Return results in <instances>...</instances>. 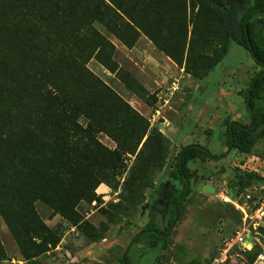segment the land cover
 <instances>
[{
  "label": "rangeland",
  "instance_id": "1",
  "mask_svg": "<svg viewBox=\"0 0 264 264\" xmlns=\"http://www.w3.org/2000/svg\"><path fill=\"white\" fill-rule=\"evenodd\" d=\"M253 1L0 0V264H264V138L226 147L261 68L225 10L238 27ZM190 145L220 159L190 164L165 249L135 243L160 184L164 231ZM238 172L255 175L239 196Z\"/></svg>",
  "mask_w": 264,
  "mask_h": 264
},
{
  "label": "trees",
  "instance_id": "2",
  "mask_svg": "<svg viewBox=\"0 0 264 264\" xmlns=\"http://www.w3.org/2000/svg\"><path fill=\"white\" fill-rule=\"evenodd\" d=\"M230 8L225 10V25L228 41L236 39V44L247 51L261 71L251 81L247 90L242 93L247 111L250 115L249 124L232 122L226 130V147L242 155H250L258 141L264 138V107L257 103L264 93V23L261 17L264 15V0H254L252 5L240 15L236 30L230 24ZM220 156L212 154L207 148L200 145H190L182 149L175 160L171 171V178L180 184L181 189L177 197L172 198L168 211V223L163 230L155 217V210L160 207V196L166 189L165 184L153 186L150 191L149 206L151 218L146 228L135 238L138 243L143 238H150L158 250H163L169 243V234L176 224L183 206L191 195L192 171L190 164L196 161L206 163L217 161ZM255 175L238 172L230 182V186L237 189V196L241 195L248 183ZM160 209V208H159ZM162 210V209H161ZM37 264V263H34ZM121 264H131L129 255L121 259Z\"/></svg>",
  "mask_w": 264,
  "mask_h": 264
},
{
  "label": "built area",
  "instance_id": "3",
  "mask_svg": "<svg viewBox=\"0 0 264 264\" xmlns=\"http://www.w3.org/2000/svg\"><path fill=\"white\" fill-rule=\"evenodd\" d=\"M245 243H246V240L243 237V233L239 232L234 236L233 239L230 240V242L227 243V245L224 249V252H225V254H228L233 249V247H235L236 245L243 246V249L246 251V244Z\"/></svg>",
  "mask_w": 264,
  "mask_h": 264
},
{
  "label": "water",
  "instance_id": "4",
  "mask_svg": "<svg viewBox=\"0 0 264 264\" xmlns=\"http://www.w3.org/2000/svg\"><path fill=\"white\" fill-rule=\"evenodd\" d=\"M232 7H231V13H230V17H233V14H232ZM237 29V27H234V30H236Z\"/></svg>",
  "mask_w": 264,
  "mask_h": 264
}]
</instances>
